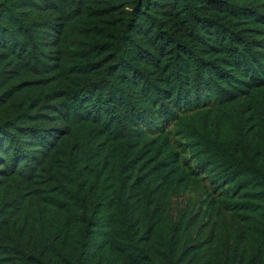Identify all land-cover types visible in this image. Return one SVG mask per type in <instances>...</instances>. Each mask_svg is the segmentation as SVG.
I'll return each mask as SVG.
<instances>
[{"label":"trees","instance_id":"trees-1","mask_svg":"<svg viewBox=\"0 0 264 264\" xmlns=\"http://www.w3.org/2000/svg\"><path fill=\"white\" fill-rule=\"evenodd\" d=\"M0 264H264V0H0Z\"/></svg>","mask_w":264,"mask_h":264}]
</instances>
